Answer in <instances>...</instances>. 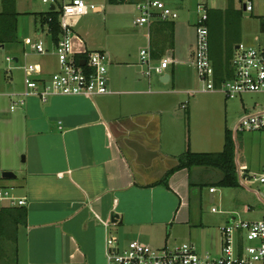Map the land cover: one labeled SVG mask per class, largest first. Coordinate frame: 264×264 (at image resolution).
Returning <instances> with one entry per match:
<instances>
[{
    "label": "crops",
    "instance_id": "1",
    "mask_svg": "<svg viewBox=\"0 0 264 264\" xmlns=\"http://www.w3.org/2000/svg\"><path fill=\"white\" fill-rule=\"evenodd\" d=\"M229 2L215 10H226ZM188 21L190 26L176 20L144 27L153 57L166 55L172 61L164 75L155 74L158 79L144 75L141 54L130 49L125 37L117 38L119 26L112 24L109 28L116 31L106 30L103 41H82L74 31L75 52L99 49L108 54L110 92L92 97L58 94L47 101L30 95L12 110L16 99L9 94L26 90L28 60L40 65L46 77L58 69L53 46L44 55L24 45L16 52L17 65L0 78V95L9 97L12 111L1 109L0 118H5L13 136L20 137L12 152L24 155L16 193L27 197V205L0 209V232L2 228L7 250L15 252V264H108L109 236L117 238V249L138 239L153 247L190 242L200 252L219 254L226 222L236 215L247 220L264 217V212L253 214L250 204L208 210L210 204H226L225 195L211 190L224 176L217 167V173L209 170L212 166L181 168L169 176L168 185L161 182L188 149H224H210V139L209 147H194L204 142H193L182 112L185 108L191 114L193 101L186 106L179 95L185 90L191 94L188 89L196 78L191 72L196 28L195 21ZM190 34L192 41L186 39ZM14 70H23V78ZM230 71L233 76L232 65ZM167 75L169 79L162 80ZM238 164L239 159V184L252 180L248 170L264 169V162L257 166L249 160L243 170ZM263 190L254 191L260 202Z\"/></svg>",
    "mask_w": 264,
    "mask_h": 264
},
{
    "label": "built area",
    "instance_id": "2",
    "mask_svg": "<svg viewBox=\"0 0 264 264\" xmlns=\"http://www.w3.org/2000/svg\"><path fill=\"white\" fill-rule=\"evenodd\" d=\"M210 0H196L197 19L195 21L196 43L194 47L193 64L204 90L217 88L215 68L211 60L209 19L212 7ZM229 0H226L228 2ZM238 9L253 13L257 7L263 9L264 0H234ZM59 10L60 35L57 41L51 39L58 60V69L49 77L42 74L38 64L27 63L25 70L26 90L22 93H10L11 109L14 110L26 103V97L36 95L47 101L53 95H83L92 97L110 92L108 77V54L103 50H86L75 52L72 19L93 12H100V5H89L85 0H43ZM138 16L134 19L137 27H148L157 22L176 21L179 11L168 4L166 0H137ZM52 18H49V22ZM49 22L37 27L39 32L49 33ZM50 34V33H49ZM26 44L38 54H47L49 49L42 38L33 40L25 38ZM236 52L232 58L233 76L220 82L219 88L226 97L233 99L242 93L264 94V43L247 45L236 44ZM143 73L151 77L154 73L164 75L172 61L169 56L156 60L152 55V47L141 50ZM85 60V63H82ZM10 64L15 58L6 57ZM13 66H10L12 69ZM1 96V95H0ZM239 132L264 131V105L255 112L243 115L236 128ZM252 179L264 186V169ZM215 191L216 188H212ZM264 194V190H263ZM27 205V197L18 195L11 188L0 186V209ZM214 211H219L213 208ZM223 244L219 254L213 255L206 251L201 253L198 247L190 242L175 246L154 248L138 239L132 240L123 249H117V238L107 239L108 264H264V217L258 220L243 219L239 215L230 223L221 227Z\"/></svg>",
    "mask_w": 264,
    "mask_h": 264
},
{
    "label": "rangeland",
    "instance_id": "3",
    "mask_svg": "<svg viewBox=\"0 0 264 264\" xmlns=\"http://www.w3.org/2000/svg\"><path fill=\"white\" fill-rule=\"evenodd\" d=\"M17 14L11 19L13 23L10 28H7L8 23L5 18L0 17V78L7 77L10 73V66L17 65V62L8 63L7 56L15 58L23 45L29 49L31 44L24 42L25 38L31 37L33 40L42 38L46 41V46L49 51L53 50L51 43V36L47 32H39L37 27L42 25L43 18L41 13L50 9V3H44L43 0H14ZM89 5L96 4L103 6V12L89 11L88 14L72 19V26L74 31L82 35V41H103L107 38L106 30L111 29V32L118 30L121 36L117 38L127 39L131 50H140L147 46V40L144 34L146 28H139L133 23L134 19L138 16L136 9V0H85ZM170 6L178 9L179 18L177 21L184 20L187 25L189 21L194 22L197 19L196 0H166ZM0 0V11H2L3 3ZM212 7L226 6V0H210ZM237 5V3H235ZM263 9H257L251 13L246 11L240 12L238 29L233 31L231 27H224L221 32H211V57L215 64H218L220 59L219 55L228 49L230 59L235 54V45L242 42L247 45H259L264 43V17ZM178 22V23H179ZM184 23V24H185ZM112 24L119 26V29L109 28ZM195 28V27H194ZM180 32V29L178 30ZM149 33V32H148ZM236 33V34H235ZM187 40L192 41L193 35L190 34ZM89 47L91 48L92 46ZM94 48V47H93ZM99 50V49H91ZM224 52L221 57L224 56ZM28 60L27 63H30ZM13 69V68H12ZM193 70V71H192ZM192 74H195L190 88L188 89L191 94L185 90L182 100L189 106V102L193 101L191 114L188 109L182 108V112L188 118V125L190 127V137L193 142L198 139L203 141V146H196L198 148L209 147L208 139L211 140L210 149H220L224 147L226 129H228L233 137V154L237 166V159L240 161L238 164L239 170H243V166L247 161L252 160L253 164L261 165L264 162V131H244L237 132L236 128L239 124L241 117L247 113L255 112L264 105V94L261 93H242L236 98L230 99L226 97L225 93L219 88L220 83H217L216 77L213 78L217 88L214 90H204L203 82L200 80L196 69L192 68ZM190 71V70H189ZM16 77L23 78V70H14ZM154 73L156 79L158 77ZM158 76H160L158 74ZM11 77V76H10ZM9 98V97H8ZM6 96H0V110L5 108L7 113L12 112L10 109L11 102L8 101ZM178 98V97H177ZM4 106V107H3ZM3 111V110H2ZM203 138V139H202ZM207 138V139H205ZM19 135L13 136L9 130L8 123L5 118H0V186H6L13 191L18 192L19 179L21 169L23 167L24 155H14L12 152L13 147H17L19 143ZM195 143V142H194ZM19 146V144H18ZM220 152V151H219ZM236 152V158H235ZM249 169V168H248ZM9 170L14 172L19 178H5L2 177V172ZM213 172H219L218 169L211 168ZM252 176H259L262 171L257 169L248 170ZM217 195H225V205L221 206L219 202L209 205L208 210L212 212V207L229 210L234 204H250L253 214L264 212V200L261 202L256 197L254 191L263 190L264 186L258 181L252 179L248 180L245 184H239L237 187L222 186L216 184ZM240 196V197H239ZM239 197V198H238ZM264 199V198H263ZM250 210V209H249ZM228 222H226L227 224ZM230 223V222H229ZM1 229V247L0 251V264H15V252L11 253L7 250L3 242L4 234ZM175 244H169L174 246ZM161 248V247H154ZM210 250V249H206ZM201 250V251H206ZM203 253V252H201ZM213 255H216L213 253Z\"/></svg>",
    "mask_w": 264,
    "mask_h": 264
},
{
    "label": "trees",
    "instance_id": "4",
    "mask_svg": "<svg viewBox=\"0 0 264 264\" xmlns=\"http://www.w3.org/2000/svg\"><path fill=\"white\" fill-rule=\"evenodd\" d=\"M2 11H0V17L5 18V22L8 21L6 27L10 28L13 24L11 19L16 16L17 11L15 8L14 0H2ZM230 5L226 10H211L210 19H209V28H210V41H211V32H221L223 28L231 27L233 31L238 29L240 10L236 9L233 6L234 0H230ZM43 23L49 22V18L52 20L49 22L50 26V36L51 39L57 41L60 35V19H59V10L57 9H48L46 12H42ZM170 23V22H169ZM173 24V22H171ZM236 34V33H235ZM211 44V43H210ZM226 62L219 61L218 64L213 63L215 68V77L216 75L219 78H216L217 83H220L222 80L232 77L231 64H230V54L228 49H226ZM212 58V57H211ZM221 60V56H219ZM225 136V146L224 149L220 152H196L188 149L179 156V163L176 167L170 169L165 177L161 180L162 183L168 185L169 176L178 169L181 168H192L194 166H212L217 167L222 170L224 176L218 184L222 186H239L238 176H237V166L234 160L233 154V139L230 134V131L226 130ZM12 207H6L5 209H10ZM2 229V228H1ZM3 250L0 244V251Z\"/></svg>",
    "mask_w": 264,
    "mask_h": 264
},
{
    "label": "water",
    "instance_id": "5",
    "mask_svg": "<svg viewBox=\"0 0 264 264\" xmlns=\"http://www.w3.org/2000/svg\"><path fill=\"white\" fill-rule=\"evenodd\" d=\"M54 8H55V6L52 5L51 6V9H54ZM82 63L84 64L85 63V60H82ZM167 79H169V75L165 76V78L162 79V80H167ZM2 177H5V178H14V177H16V174L14 172H12V171L5 170V171L2 172ZM116 218H118V216H114L113 217V221H116Z\"/></svg>",
    "mask_w": 264,
    "mask_h": 264
}]
</instances>
